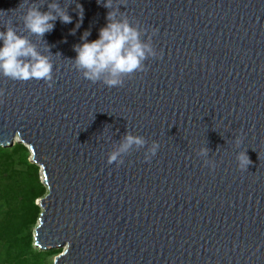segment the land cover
Segmentation results:
<instances>
[{
  "label": "water",
  "instance_id": "water-1",
  "mask_svg": "<svg viewBox=\"0 0 264 264\" xmlns=\"http://www.w3.org/2000/svg\"><path fill=\"white\" fill-rule=\"evenodd\" d=\"M50 2L29 0L41 11ZM57 2L73 22L57 20L43 37L61 54L54 86L0 76V145H26L46 189L37 247L60 250L54 264H264V0H124L130 21L158 29L163 57L118 88L83 79L71 61L86 30L99 38L108 9ZM21 3L0 0V31L11 19L28 35ZM76 3L84 19L70 35ZM127 131L148 144L109 165ZM153 141L160 148L145 163ZM204 146L214 170L196 155ZM245 150L252 164L242 172Z\"/></svg>",
  "mask_w": 264,
  "mask_h": 264
},
{
  "label": "clouds",
  "instance_id": "clouds-1",
  "mask_svg": "<svg viewBox=\"0 0 264 264\" xmlns=\"http://www.w3.org/2000/svg\"><path fill=\"white\" fill-rule=\"evenodd\" d=\"M123 2L124 0H97L98 4L108 9L106 25L99 29L98 39L89 42L91 32L86 30L80 38L81 43L73 46L76 57L71 60L72 68L80 73L83 79L93 84L101 82L108 88L123 87L126 80L146 73L145 61L163 57V53L158 52L153 45V37L157 35L158 29H152L149 33L139 21H130L127 13L120 10ZM46 5L48 10L41 11L44 5L22 0L18 9L23 10L21 20L28 35L19 34L11 19L5 24V30L0 31V76L18 82L43 81L49 88L54 86L52 57L61 54L53 55L43 37L54 30L57 20L63 24H71L73 18L68 14V8L61 7L57 0H52ZM75 11L78 14V22L70 35H75L84 19L81 4L76 3ZM31 36L46 44L43 53L30 39ZM4 96L5 91L0 89V104L4 103ZM234 143L237 148L240 147L242 140L239 136L235 138ZM147 144L145 137L127 131L108 153L107 163L122 166L126 156L133 151L144 149ZM159 148V142L153 141L144 152V162L150 163ZM209 151L204 146L196 155L203 159L205 166L214 170L216 164L209 159ZM236 161L238 170L242 172L247 171L252 164L247 150L238 152Z\"/></svg>",
  "mask_w": 264,
  "mask_h": 264
},
{
  "label": "trees",
  "instance_id": "trees-1",
  "mask_svg": "<svg viewBox=\"0 0 264 264\" xmlns=\"http://www.w3.org/2000/svg\"><path fill=\"white\" fill-rule=\"evenodd\" d=\"M22 143L0 145V264H46L60 250H35L31 228L40 208L35 201L46 189L38 179V167L29 163Z\"/></svg>",
  "mask_w": 264,
  "mask_h": 264
},
{
  "label": "rangeland",
  "instance_id": "rangeland-1",
  "mask_svg": "<svg viewBox=\"0 0 264 264\" xmlns=\"http://www.w3.org/2000/svg\"><path fill=\"white\" fill-rule=\"evenodd\" d=\"M16 143H20V142H18V141H16V140L14 139L12 145H14V144H16ZM12 145H11V146H12ZM23 145H24V144H23ZM11 146H9V147H11ZM24 146H25L26 149H27V146H26V145H24ZM27 152H28V158H27V160H28L29 163H32V162L29 160V156L31 155V153L28 151V149H27ZM37 167H38V166H37ZM39 173H40V167H38V179H39V181L41 182V179H40ZM38 200H39V199H38ZM38 200L35 201V204L39 206V204H38ZM39 208H40V207H39ZM40 211H42L41 208H40ZM36 225H37V221H36L35 225L31 228L32 239H33V240H32V243L35 242V236H34V234H33V229H34V227H35ZM33 248H34L35 250H41V248L37 247L36 245H33ZM54 257H55V255L49 256V257L47 258V263H46V264H54Z\"/></svg>",
  "mask_w": 264,
  "mask_h": 264
}]
</instances>
